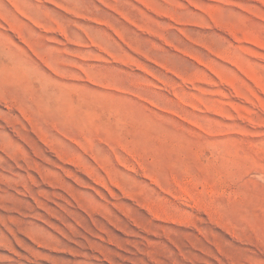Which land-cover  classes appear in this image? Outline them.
Listing matches in <instances>:
<instances>
[{
	"label": "rangeland",
	"instance_id": "rangeland-1",
	"mask_svg": "<svg viewBox=\"0 0 264 264\" xmlns=\"http://www.w3.org/2000/svg\"><path fill=\"white\" fill-rule=\"evenodd\" d=\"M0 264H264V0H0Z\"/></svg>",
	"mask_w": 264,
	"mask_h": 264
}]
</instances>
